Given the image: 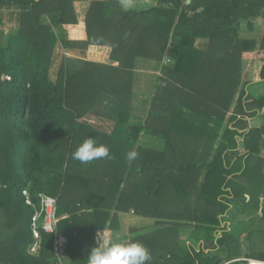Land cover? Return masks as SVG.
<instances>
[{
    "label": "trees",
    "instance_id": "trees-1",
    "mask_svg": "<svg viewBox=\"0 0 264 264\" xmlns=\"http://www.w3.org/2000/svg\"><path fill=\"white\" fill-rule=\"evenodd\" d=\"M75 1L90 2L82 23ZM150 1L126 10L121 0H0V264H87L96 232L117 229L118 214L130 211L153 220L141 235L129 230L149 264H220L202 243L213 251L227 243L216 216L241 197L232 181L254 179L264 163L254 156L264 125L247 121L264 119V0ZM258 17L259 39L241 36ZM56 47L80 58L63 56L53 78ZM251 56L263 61L258 81L243 71ZM137 58L160 64L142 123L129 121ZM102 95L118 111L110 133L83 119ZM141 136L163 145L143 146ZM90 137L111 158L74 159ZM41 195L55 199L51 231Z\"/></svg>",
    "mask_w": 264,
    "mask_h": 264
},
{
    "label": "crops",
    "instance_id": "crops-1",
    "mask_svg": "<svg viewBox=\"0 0 264 264\" xmlns=\"http://www.w3.org/2000/svg\"><path fill=\"white\" fill-rule=\"evenodd\" d=\"M89 5L90 2L89 1H75L73 3L74 6V10H75V14H76V19L79 23L84 22L85 17H86V13L89 9ZM121 5L124 9H130V8H140V9H147L150 8L152 6V2L150 0H121ZM262 22H263V18L258 17L254 20L253 23V27L250 29L251 30V35L249 36V38H254V39H259V36L261 34V26H262ZM244 25V23H243ZM52 29L54 31V33L56 34V36L58 38H64L66 36V32L59 26L58 23H53L52 24ZM249 29L245 28L241 31L242 32H246ZM247 35V33H246ZM248 37V35L246 36ZM98 48V47H97ZM61 50V51H60ZM96 50V49H95ZM94 50V51H95ZM59 51L65 56V57H73V58H80V55L77 53V51H64L62 49H60L59 47H56L54 50V56L57 55V53H59ZM87 58L91 59V58H95V56H91L89 57L87 54ZM59 63L56 62L55 59H52L51 62V66H50V74L53 78H55L56 76V72L58 69ZM263 66V61L256 59L254 56H251L249 59H246L243 61V71L246 74L245 77L247 79L253 80V81H258L259 79V73L262 69ZM254 69V72H253ZM104 96V95H102ZM96 105V104H95ZM95 107V106H94ZM93 107V108H94ZM86 115H90V113L86 114ZM83 118H86V116H84ZM103 119V118H102ZM85 120V119H84ZM88 121V120H87ZM144 121V120H143ZM248 121V126L249 127H261L264 125V119L262 117H257L254 119H250L247 118ZM91 125H93V123L95 122V120H90L88 121ZM99 121L96 122L97 124L93 125L92 127H95L96 129L100 130L101 132H106V133H110L112 127H107L106 124H99ZM136 122V121H134ZM103 127H102V126ZM109 125V124H108ZM142 137V136H141ZM140 137V138H141ZM140 140V139H139ZM139 143V142H138ZM146 146V145H145ZM244 146H240L239 147V153L243 152ZM258 151L256 153H254V156H256L257 158L261 159L264 162V136L262 137L261 141H260V145L258 147ZM253 156V157H254ZM251 158V157H250ZM253 158H251L252 161ZM261 174L262 176H264V163H263V167L261 170ZM258 176L256 175V177L253 180H256ZM233 179V178H232ZM252 180V179H251ZM239 182H242V179L238 178ZM232 184H236L238 185V182L236 180L232 181ZM231 184V185H232ZM248 186H245L244 188H241L240 191L242 192L241 197H237L238 199L235 201H233L231 204H229L228 209H226L223 212H220L216 218H218L220 220V230H218L217 232L220 233H225L226 236H231L230 234V228H228L229 223H227V219L229 216H232L233 218L235 216L238 215H242L244 212L247 213L246 210L251 209V208H245L243 207V203L247 204L248 202H250L252 195L251 192L254 190V192H256L257 196H258V201L260 204V208H264V204H263V199H264V187L258 186V184H251V181L249 180L247 182ZM237 187V186H235ZM238 188V187H237ZM258 188H260V191L257 192ZM228 189V188H226ZM241 203V204H240ZM238 206V208L235 207ZM240 207V208H239ZM252 210V209H251ZM258 211V209H256ZM254 210L250 211L248 210L249 214L247 217H250V215L253 217H255L256 215L261 217L262 213L259 212H253ZM132 212V211H131ZM133 213V212H132ZM130 214V213H128ZM127 213H121L119 214L118 217V224L119 227L115 230H99L96 232V234L100 231H103V233L105 235H111L112 237H114L117 240H121V242H128L130 237L132 236V233L129 232V228H138L140 229V231L138 232L140 235L143 232H147L150 227H152L153 225V220L151 218H147V217H141V216H137L135 214L132 215H128ZM236 221V218L234 219L233 222ZM143 229V230H142ZM235 232V231H234ZM242 236L243 232H241ZM96 234H95V242H96ZM193 234V226L191 224L189 225H185L182 226L180 228L179 234H178V239H179V244L181 246H184L186 244H188L189 241V236H191ZM240 235V237H241ZM220 237H222V235H220ZM203 245H206L207 247V252L208 254H217L218 258L220 259V264H230L229 262L231 260L237 259V258H242V257H248V258H254V259H260V260H264V257H259V256H255L254 254H260L258 251H251L249 250L248 256L246 255H234L233 253H230L228 251V248H226V244L221 243L217 249L215 251H213L212 246L210 245V242H203ZM261 255V254H260Z\"/></svg>",
    "mask_w": 264,
    "mask_h": 264
},
{
    "label": "rangeland",
    "instance_id": "rangeland-1",
    "mask_svg": "<svg viewBox=\"0 0 264 264\" xmlns=\"http://www.w3.org/2000/svg\"><path fill=\"white\" fill-rule=\"evenodd\" d=\"M246 33L249 37L251 35V30L249 29L246 32H242L241 36H247ZM60 51L54 57V59L58 63L61 62V59L64 56ZM67 58H70V60L76 59L73 57ZM133 73L134 95L129 106V121L142 123L145 119L146 111L150 103L149 93L152 91L155 78L160 75V64L155 60L151 61L144 58H137ZM115 106L116 103L112 101V98L110 96H101L98 99L95 107L89 111L90 115H85L86 118L83 119L88 121L95 120L93 125H96V122H98L99 120L101 121L99 122V124H106L107 127H112L115 125L116 117L118 114V111L116 110V108H114ZM139 144L153 148H161L163 145L161 140L149 136H142L139 140ZM257 176L258 177L256 178V180L249 179L251 181V184H258V186L264 187V176H262V174H257ZM249 180H247V178L242 179V182L238 184V187L244 188L245 186H248L247 182ZM259 191L260 188H258L257 192ZM251 195L252 198L249 204H251V202H258V196L256 192H254V190L251 192ZM238 206L236 207L235 205L236 208H238ZM247 206L250 207V205ZM248 210L252 211L251 209ZM248 210H246L247 213H249ZM256 212L262 213V216L259 217L256 215L252 218L253 215H250V217H247L249 214L244 212L242 215L237 214V216H235L234 218L232 216L228 217L227 223H229V235L231 236H226V234H224L222 236V241L228 240L226 248H228V251L230 253H233L234 255L240 254L248 256L247 253H249V250H251L258 251L260 254L264 255V208L259 207L258 211L256 210ZM128 213V215L133 214L131 211ZM119 214L117 216V220ZM235 218L236 221L233 222ZM0 221H3V215H1V213ZM130 229L132 228H129L128 230ZM241 232H243L244 236L241 235ZM259 257H262V255Z\"/></svg>",
    "mask_w": 264,
    "mask_h": 264
},
{
    "label": "clouds",
    "instance_id": "clouds-1",
    "mask_svg": "<svg viewBox=\"0 0 264 264\" xmlns=\"http://www.w3.org/2000/svg\"><path fill=\"white\" fill-rule=\"evenodd\" d=\"M137 155L133 150L127 154V158L133 160ZM73 158L88 164L111 157L107 146L98 144L90 137L77 146ZM150 261V252L142 243L121 242L103 231L96 234V242L87 253V264H149Z\"/></svg>",
    "mask_w": 264,
    "mask_h": 264
},
{
    "label": "built area",
    "instance_id": "built-area-1",
    "mask_svg": "<svg viewBox=\"0 0 264 264\" xmlns=\"http://www.w3.org/2000/svg\"><path fill=\"white\" fill-rule=\"evenodd\" d=\"M6 79H8V77H5ZM23 194L25 196V202L30 205L32 203V201L30 200L28 193L26 190L23 191ZM41 207H40V212H44V224H43V228L45 230H52L53 225L55 223V218H54V212H55V199L45 196V195H41ZM263 204H264V199H263ZM40 212L36 213L34 215V217L32 218L33 222H32V232L34 235V238L36 239V242L34 243L33 247H32V251H36L37 247H38V238H39V233L37 230V218L40 215ZM230 264H264V260H260V259H254V258H248V257H242V258H237L234 260H231L229 262ZM226 264V263H225Z\"/></svg>",
    "mask_w": 264,
    "mask_h": 264
},
{
    "label": "water",
    "instance_id": "water-1",
    "mask_svg": "<svg viewBox=\"0 0 264 264\" xmlns=\"http://www.w3.org/2000/svg\"><path fill=\"white\" fill-rule=\"evenodd\" d=\"M187 2H189V0H187Z\"/></svg>",
    "mask_w": 264,
    "mask_h": 264
}]
</instances>
